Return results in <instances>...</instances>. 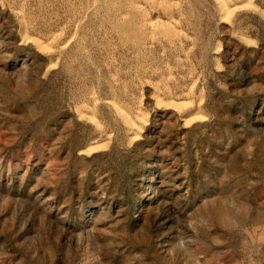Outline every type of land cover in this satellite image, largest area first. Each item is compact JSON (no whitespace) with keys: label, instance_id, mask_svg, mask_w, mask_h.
<instances>
[{"label":"rangeland","instance_id":"374dc122","mask_svg":"<svg viewBox=\"0 0 264 264\" xmlns=\"http://www.w3.org/2000/svg\"><path fill=\"white\" fill-rule=\"evenodd\" d=\"M0 264H264V0H0Z\"/></svg>","mask_w":264,"mask_h":264}]
</instances>
